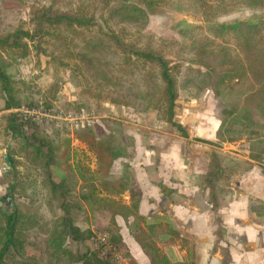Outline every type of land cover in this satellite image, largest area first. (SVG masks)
<instances>
[{
    "label": "trees",
    "instance_id": "16d2710c",
    "mask_svg": "<svg viewBox=\"0 0 264 264\" xmlns=\"http://www.w3.org/2000/svg\"><path fill=\"white\" fill-rule=\"evenodd\" d=\"M28 1L27 21L0 26V150L6 149L10 162L0 198V264H121L117 256L126 258L123 264H137L123 242L118 217L151 264H195L173 261L163 249H188L189 238L173 223L148 222L140 211L142 192L134 185L129 158L135 138L128 124L107 119L103 126L75 130L95 156V167L72 163L64 130L48 132L30 123L24 131L14 109L24 104L26 93L27 106L52 104L39 87L14 79L8 55H28L31 45L58 75L60 69L68 71V81L78 87L77 99L65 102L70 109L91 106V98L123 109L152 110L169 132L176 128L183 136L186 129L175 119L180 93L197 98L212 92L219 126L214 139L198 138L211 145L198 184L208 189L212 207L219 208L231 199L225 179L264 166V0ZM148 6L182 9L201 20L191 30L188 52L175 39L159 47L148 32ZM241 9L259 10L260 16L247 24L211 19ZM11 133L16 137L12 144ZM242 139L248 143L244 157L225 153L219 144ZM120 158L128 161L114 173ZM260 173L264 176V168ZM249 208L264 213L258 200H251ZM99 234L105 240L97 247Z\"/></svg>",
    "mask_w": 264,
    "mask_h": 264
},
{
    "label": "crops",
    "instance_id": "0c3cea01",
    "mask_svg": "<svg viewBox=\"0 0 264 264\" xmlns=\"http://www.w3.org/2000/svg\"><path fill=\"white\" fill-rule=\"evenodd\" d=\"M197 129L199 131V125ZM191 131L188 130L189 135ZM203 131L201 128V132L205 134L206 130ZM153 133L155 136L147 143L151 148L145 146V137L141 140L146 150L155 152L152 151L155 146L162 143L170 145L168 136H172L171 133L159 132L157 129ZM134 138L135 146L130 149L129 158L134 167V185L142 192L141 213L148 222L173 223L190 240L188 249H182L179 245L163 247L173 261L193 260L195 264H264V213L257 214L249 208L251 200L259 199L264 204V176L260 171L256 177L254 168L242 174L244 178L240 182L225 183L231 191V199L223 206L213 208L208 201V189L198 184V177L207 170V162L199 171L195 170L192 161L181 165V153L172 144L171 149H165L160 154L156 150V158L151 153L140 159L138 155L142 153V149L138 148V140L135 136ZM206 139H212V136L209 135ZM0 156L1 198L6 193L8 173L3 167L10 165L5 159L8 156L6 149L0 150ZM118 160L121 168L116 172L114 169ZM118 160L113 166L114 173H119L123 164L128 161L125 158ZM240 196L242 201L237 200ZM125 200L129 202L128 192ZM251 217L260 220L252 222ZM117 220L121 226L123 242L132 258L137 264H151L149 257L130 234L126 221L122 217Z\"/></svg>",
    "mask_w": 264,
    "mask_h": 264
},
{
    "label": "rangeland",
    "instance_id": "374dc122",
    "mask_svg": "<svg viewBox=\"0 0 264 264\" xmlns=\"http://www.w3.org/2000/svg\"><path fill=\"white\" fill-rule=\"evenodd\" d=\"M140 3H143L142 0H137ZM30 2L28 0H0V26H6L7 24L16 25L21 20L27 21L29 19V7ZM149 12V34L156 40L157 44L160 46L164 45L167 40L175 39L178 40L183 47V52L186 53L190 50L192 45V28L201 23V20L187 14L184 10H170L167 8H157V7H147ZM260 16L259 10L256 9H241L236 13L224 16H213L211 17L214 21L220 22H232V23H242L247 24L251 22H256ZM12 67H10L9 72L12 74L14 79L26 81L34 87H39L44 98L49 100L52 106H44L39 104L38 106H28L30 108H41L43 110L54 111V109L62 108L64 111H74L66 106L65 102H73L77 99L78 87L68 81V71L60 69V74L56 73L55 67L53 64H48V61L45 57L37 58L33 47L30 45V52L28 55L23 56L22 54H14L10 56ZM23 58L28 65L33 64L34 67L38 70H42V74L35 75L33 78H21L17 75L16 60L17 58ZM39 95V94H37ZM25 100L23 106H27V101L29 99V93L24 95ZM87 101L91 106H85L81 108H87L94 111L99 117V122L91 127L97 125H104V121L107 119H116L121 120L128 124V132L133 134L138 140V148L142 149V153L138 156L139 158H146L149 154L154 153L156 158V153H162L165 149H171V144L174 145V149L177 147L180 151V155L183 158L181 165H187L189 161H192V165L195 167L196 171L204 168L206 165L205 153L211 149V145L198 140V138L206 139L207 136H212V139L215 137L216 130L219 126V119L215 114V104L216 100L212 92H206L200 97H193L192 93L182 91L179 98L177 99V106L175 108V119L181 125L184 126L187 132V136H183V132L179 131L176 128H173L172 133L168 131L167 126L156 120V113L152 110L146 112H140V110L133 107L126 109L120 108L117 105L111 104L107 100L101 101V103L95 102L91 98H87ZM3 106V100L0 98V108ZM18 109V108H16ZM14 109V110H16ZM75 109L76 110H79ZM39 126L40 129L50 132L54 128H59L64 130V140L72 147L71 152V162L79 161L84 164L95 167V156L88 150L86 145L80 142L76 138L75 130H71L67 125H57L55 121L45 120L41 123H34ZM199 125V131L197 126ZM32 124H29L28 129L24 128V131L30 130ZM188 126V127H187ZM201 128L204 129L203 134ZM154 129H157L159 132L171 133L172 136H168L169 144L166 146L165 143L162 145L155 146V149L150 152L142 146V138L145 137V146L150 140L155 136L153 133ZM191 131L189 135L188 130ZM147 133V135H145ZM209 134V135H208ZM165 135V134H164ZM16 138V137H15ZM14 134L10 135V143L12 144L15 141ZM167 139V140H168ZM209 139V140H212ZM165 141V140H163ZM162 142V141H161ZM168 142V141H167ZM166 142V143H167ZM222 151L230 155H236L238 157H244L248 154V143L245 140H239L230 143H219ZM153 146V145H152ZM153 146V147H154ZM173 148V147H172ZM137 149V148H135ZM134 149V150H135ZM160 149V150H159ZM157 150V152H156ZM149 152V153H148ZM131 156V155H130ZM132 161V159H131ZM121 168L120 160L117 161L114 171H119ZM261 168H264L263 165L258 164V167L255 169V176L259 175ZM200 169V170H201ZM56 171V176H60V173ZM244 177L242 174L238 177L235 175L231 178L225 179V183L233 182L236 184L240 182ZM242 196L237 200L242 201ZM125 198V195H124ZM127 198V195H126ZM259 200V199H258ZM261 202V200H259ZM220 219V217H219ZM252 222H257L260 220L258 218H250ZM222 222V220H221ZM103 234L97 236L98 241H94V246L98 247L99 240ZM106 250L101 251V254H105ZM116 259L118 262L123 264L126 258H121L117 256Z\"/></svg>",
    "mask_w": 264,
    "mask_h": 264
},
{
    "label": "built area",
    "instance_id": "2783aa9c",
    "mask_svg": "<svg viewBox=\"0 0 264 264\" xmlns=\"http://www.w3.org/2000/svg\"><path fill=\"white\" fill-rule=\"evenodd\" d=\"M17 75L21 78H33L35 75L42 74V70H38L33 64L28 65L23 58L16 60ZM18 112L20 120L25 123L24 128L28 129L30 123H41L43 119L55 121L57 125H67L71 130L78 129L83 126L91 127L99 122L97 114L87 108H80L79 110H67L62 108L54 109V111L43 110L41 108H30L28 106H21L15 110ZM8 166H4L3 170L7 171ZM105 240V236H101Z\"/></svg>",
    "mask_w": 264,
    "mask_h": 264
},
{
    "label": "water",
    "instance_id": "95a60500",
    "mask_svg": "<svg viewBox=\"0 0 264 264\" xmlns=\"http://www.w3.org/2000/svg\"><path fill=\"white\" fill-rule=\"evenodd\" d=\"M6 162L10 165L9 160H8V156H5ZM0 205H2V202H0Z\"/></svg>",
    "mask_w": 264,
    "mask_h": 264
}]
</instances>
